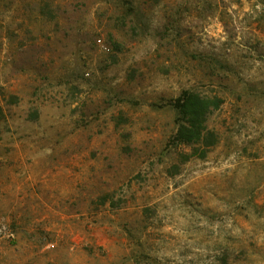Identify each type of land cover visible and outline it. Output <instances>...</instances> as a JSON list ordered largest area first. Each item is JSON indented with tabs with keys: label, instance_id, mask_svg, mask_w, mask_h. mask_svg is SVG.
<instances>
[{
	"label": "rangeland",
	"instance_id": "rangeland-1",
	"mask_svg": "<svg viewBox=\"0 0 264 264\" xmlns=\"http://www.w3.org/2000/svg\"><path fill=\"white\" fill-rule=\"evenodd\" d=\"M208 150L167 147L182 91ZM0 264H264V0H0Z\"/></svg>",
	"mask_w": 264,
	"mask_h": 264
},
{
	"label": "trees",
	"instance_id": "trees-1",
	"mask_svg": "<svg viewBox=\"0 0 264 264\" xmlns=\"http://www.w3.org/2000/svg\"><path fill=\"white\" fill-rule=\"evenodd\" d=\"M168 105L175 113L176 131L167 142V147H191L194 149L192 157L203 158L206 152L198 156L195 147L201 145L208 150L216 144L217 137L207 127V119L220 107L221 100L184 90Z\"/></svg>",
	"mask_w": 264,
	"mask_h": 264
},
{
	"label": "built area",
	"instance_id": "built-area-1",
	"mask_svg": "<svg viewBox=\"0 0 264 264\" xmlns=\"http://www.w3.org/2000/svg\"><path fill=\"white\" fill-rule=\"evenodd\" d=\"M4 236H6V237H11V234H4V235H0V239H2Z\"/></svg>",
	"mask_w": 264,
	"mask_h": 264
}]
</instances>
